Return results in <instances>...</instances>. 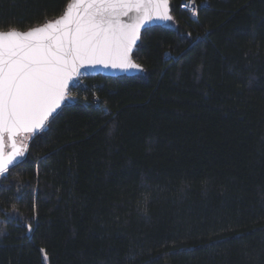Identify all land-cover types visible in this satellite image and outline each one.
Returning <instances> with one entry per match:
<instances>
[{"label":"trees","instance_id":"16d2710c","mask_svg":"<svg viewBox=\"0 0 264 264\" xmlns=\"http://www.w3.org/2000/svg\"><path fill=\"white\" fill-rule=\"evenodd\" d=\"M70 1L0 0V28ZM189 1L0 176V264H264V0Z\"/></svg>","mask_w":264,"mask_h":264},{"label":"snow or ice","instance_id":"6c2138e0","mask_svg":"<svg viewBox=\"0 0 264 264\" xmlns=\"http://www.w3.org/2000/svg\"><path fill=\"white\" fill-rule=\"evenodd\" d=\"M129 12L137 14L132 23L121 19ZM169 12V0H71L55 20L26 30L0 28V176L27 151L18 148L17 135L46 127L72 99L69 86L78 84L82 68L140 69L130 55L140 29L172 20ZM5 136L12 149L7 156Z\"/></svg>","mask_w":264,"mask_h":264},{"label":"water","instance_id":"95a60500","mask_svg":"<svg viewBox=\"0 0 264 264\" xmlns=\"http://www.w3.org/2000/svg\"><path fill=\"white\" fill-rule=\"evenodd\" d=\"M71 3V1L69 2ZM169 9H170V12L169 14L171 15V6H170V0H169ZM66 11V10H65ZM136 16L137 14L135 12H129V14L127 16H122L121 19L122 21L124 22H127V23H132L133 21H135L136 19ZM172 16V15H171ZM59 17V16H58ZM58 17H56L55 19H57ZM55 19H52V20H55ZM169 21H165V20H152V21H149L147 22L141 29H140V39H141V34H142V31L145 30L146 28H149V27H152V26H156V25H163V24H166L168 23ZM140 39L136 41V44L134 45L133 49H132V52L130 53L131 55V58L133 60L134 63L138 64L134 59H133V52L135 51L137 45L139 44L140 42ZM140 65V64H139ZM141 66V65H140ZM143 67L141 66L140 69H131V70H121V69H115V68H106V67H103V66H100V65H97L95 67H86V68H82L81 69V72H80V75L77 77V78H86V77H92V76H97V75H104V76H122V75H126V76H134L138 73H140L142 71ZM73 102L72 99H68L66 100L65 103H63L53 114L51 117H49V119H51L52 117H54L59 111L60 109L67 103H71ZM49 121V120H48ZM48 124V122H47ZM47 129V125L46 127L43 129V130H46ZM40 131H38L37 133H24V132H21L17 135V137L15 138L16 139V142H17V146L18 148L20 149H23L25 146L27 147L28 149V144L26 145H23L21 143H19L17 140H18V137L19 136H24L26 134H30L31 136H34L36 134H38ZM11 141L8 139L7 136H5V156L8 155V153H10L12 151L11 149ZM27 151H25L24 155L21 156V157H18L16 161L13 162V165H10L9 168H11L12 166L16 165L17 163H19L21 161V159L26 155Z\"/></svg>","mask_w":264,"mask_h":264},{"label":"built area","instance_id":"2783aa9c","mask_svg":"<svg viewBox=\"0 0 264 264\" xmlns=\"http://www.w3.org/2000/svg\"><path fill=\"white\" fill-rule=\"evenodd\" d=\"M185 4H188L187 7L190 8L193 11L194 14H196L197 5H196L194 0H190L189 2L184 3L183 7H184ZM76 79L78 81V84H76L75 86L70 84L69 90H68V95L72 97V100H76L75 99V93H76L77 89L85 87L84 83L86 82V80L84 78H76Z\"/></svg>","mask_w":264,"mask_h":264},{"label":"rangeland","instance_id":"374dc122","mask_svg":"<svg viewBox=\"0 0 264 264\" xmlns=\"http://www.w3.org/2000/svg\"><path fill=\"white\" fill-rule=\"evenodd\" d=\"M30 137H31L30 134H26L24 136H19L17 141L23 145H26V144H28Z\"/></svg>","mask_w":264,"mask_h":264},{"label":"bare ground","instance_id":"6f19581e","mask_svg":"<svg viewBox=\"0 0 264 264\" xmlns=\"http://www.w3.org/2000/svg\"><path fill=\"white\" fill-rule=\"evenodd\" d=\"M184 3H186V2H184ZM184 3H183V4H184ZM196 12H197V11H196Z\"/></svg>","mask_w":264,"mask_h":264}]
</instances>
